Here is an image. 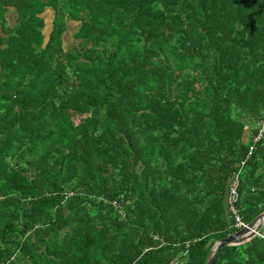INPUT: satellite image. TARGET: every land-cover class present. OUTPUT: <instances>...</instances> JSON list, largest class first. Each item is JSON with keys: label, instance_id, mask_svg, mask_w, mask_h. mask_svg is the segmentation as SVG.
Instances as JSON below:
<instances>
[{"label": "trees", "instance_id": "obj_1", "mask_svg": "<svg viewBox=\"0 0 264 264\" xmlns=\"http://www.w3.org/2000/svg\"><path fill=\"white\" fill-rule=\"evenodd\" d=\"M263 121L264 0H0V264H206L233 171L264 212Z\"/></svg>", "mask_w": 264, "mask_h": 264}, {"label": "water", "instance_id": "obj_2", "mask_svg": "<svg viewBox=\"0 0 264 264\" xmlns=\"http://www.w3.org/2000/svg\"><path fill=\"white\" fill-rule=\"evenodd\" d=\"M47 10L51 11L50 8H46L44 10V13L41 15V17L44 19H46L45 12H47ZM51 17H49L48 22H47L50 31L52 29L51 22L53 20V18ZM263 222H264V212H262L256 218H254L251 222H249L246 228L233 232L229 234L227 237L219 240L216 243V245L210 250L208 257H207L206 264H216L219 252L222 248L227 247V246L241 245L245 242H248L250 239H252L255 236L254 234L257 233L261 229ZM251 230L252 232H250Z\"/></svg>", "mask_w": 264, "mask_h": 264}, {"label": "built area", "instance_id": "obj_3", "mask_svg": "<svg viewBox=\"0 0 264 264\" xmlns=\"http://www.w3.org/2000/svg\"><path fill=\"white\" fill-rule=\"evenodd\" d=\"M264 132V121L261 123V126L259 128L258 134L253 137V143H256L259 141L262 137V134ZM253 149V147L250 148V151ZM245 162L241 163L240 168H242L243 164ZM240 185V170L233 171L231 174L230 182L228 184V190L226 194V202H227V212L230 214V216L234 220V227L237 229L236 231H239L243 228L247 227V223H245L239 213V209L237 207V203L239 200V194H238V188ZM112 204L119 210V213L122 214L121 209H119V203L117 200L112 201ZM234 231V232H236ZM252 232V230L250 231ZM255 236H258L260 238H264L262 234L259 232L254 234ZM170 264H180L176 260L171 262Z\"/></svg>", "mask_w": 264, "mask_h": 264}, {"label": "rangeland", "instance_id": "obj_4", "mask_svg": "<svg viewBox=\"0 0 264 264\" xmlns=\"http://www.w3.org/2000/svg\"><path fill=\"white\" fill-rule=\"evenodd\" d=\"M45 17H46L45 21L48 22L49 17L53 18V13L50 10H47V12H45ZM11 20H14L13 17L11 19L10 18L8 19V21L12 23ZM79 25H80V23H78V22L68 21L69 28H68V31L63 36V46H64V48H66V47H68V46H70V45H72V44L77 42V40L74 39V34L77 32ZM46 28L47 29H45V31H44L45 36H46L45 40H47L49 31H50L48 26ZM75 122L78 123V119ZM263 228H264V226L260 229V231L262 233L264 231Z\"/></svg>", "mask_w": 264, "mask_h": 264}, {"label": "clouds", "instance_id": "obj_5", "mask_svg": "<svg viewBox=\"0 0 264 264\" xmlns=\"http://www.w3.org/2000/svg\"><path fill=\"white\" fill-rule=\"evenodd\" d=\"M247 224H248V223H247ZM263 225H264V222H263V224H262L261 228L263 227ZM258 232H259L260 234H262V235H263V233H262L260 230H259ZM263 236H264V235H263ZM254 237H255V236H254ZM256 237H258V236H256ZM215 245H216V243L214 244V246H215ZM214 246H213V247H214Z\"/></svg>", "mask_w": 264, "mask_h": 264}]
</instances>
